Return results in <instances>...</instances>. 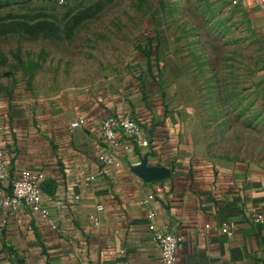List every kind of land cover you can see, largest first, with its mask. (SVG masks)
Returning <instances> with one entry per match:
<instances>
[{
  "label": "rangeland",
  "instance_id": "374dc122",
  "mask_svg": "<svg viewBox=\"0 0 264 264\" xmlns=\"http://www.w3.org/2000/svg\"><path fill=\"white\" fill-rule=\"evenodd\" d=\"M263 50L233 0H0V105L169 117L207 163L264 168Z\"/></svg>",
  "mask_w": 264,
  "mask_h": 264
},
{
  "label": "crops",
  "instance_id": "0c3cea01",
  "mask_svg": "<svg viewBox=\"0 0 264 264\" xmlns=\"http://www.w3.org/2000/svg\"><path fill=\"white\" fill-rule=\"evenodd\" d=\"M235 1L264 45V0ZM258 75L264 84V50ZM106 113L93 101L60 119L42 117L36 126L28 116L19 124L0 105L7 168L12 177L28 168L53 181L54 193L43 196L57 224L52 229L27 210L9 217L0 231V264H160L148 229L150 209L158 228L182 237L178 264H264V168L207 163L188 145L180 123L165 117L146 123L148 146L119 145L114 151L123 164L103 168L86 183L106 148L99 129ZM78 116L86 123L71 129ZM142 166H162L169 174L144 181L135 170ZM6 216L0 209V221ZM224 226L231 228L230 236L221 231Z\"/></svg>",
  "mask_w": 264,
  "mask_h": 264
},
{
  "label": "built area",
  "instance_id": "2783aa9c",
  "mask_svg": "<svg viewBox=\"0 0 264 264\" xmlns=\"http://www.w3.org/2000/svg\"><path fill=\"white\" fill-rule=\"evenodd\" d=\"M233 2L236 3L235 0ZM85 123L86 119L83 116H78L70 123V128L81 127ZM5 129L6 126L0 124V132L5 131ZM99 129L106 148L98 154L99 165H97L98 167L91 175L85 177L84 181L86 183H90L101 176L103 168H116L123 164L122 159L117 157L114 151L119 145L145 147L149 144L150 133L148 129L143 127L129 113L104 116L99 122ZM6 161L5 153L0 147V188L3 189L4 187L6 190L5 193L0 194V209H3L7 215L0 221V231L6 225L8 218L14 216L20 210H27L37 214L49 227L56 230L57 224L50 213L41 188L42 183L46 180L44 173L39 170L26 168L21 170L15 177H12ZM75 198H78V196ZM60 204V201L55 202L56 207H59ZM102 209L101 205L96 206V211H102ZM154 215L153 210L147 211L146 216L149 219L148 229L158 248L160 264H178L176 250L182 241V237L172 229L158 228L152 221ZM89 219L94 225L99 224L100 220L96 214H91ZM255 221H262V215H257ZM221 231L227 236L232 234L229 227L224 226Z\"/></svg>",
  "mask_w": 264,
  "mask_h": 264
},
{
  "label": "water",
  "instance_id": "95a60500",
  "mask_svg": "<svg viewBox=\"0 0 264 264\" xmlns=\"http://www.w3.org/2000/svg\"><path fill=\"white\" fill-rule=\"evenodd\" d=\"M135 170L139 177H141L144 181L162 178L169 174L168 169L162 166H142L136 168Z\"/></svg>",
  "mask_w": 264,
  "mask_h": 264
},
{
  "label": "trees",
  "instance_id": "16d2710c",
  "mask_svg": "<svg viewBox=\"0 0 264 264\" xmlns=\"http://www.w3.org/2000/svg\"><path fill=\"white\" fill-rule=\"evenodd\" d=\"M53 187H54L53 181L51 179H46L41 186L42 192L47 195H52L54 193Z\"/></svg>",
  "mask_w": 264,
  "mask_h": 264
}]
</instances>
